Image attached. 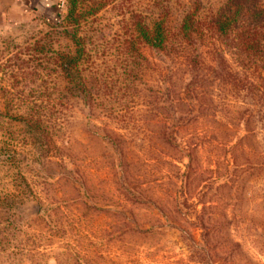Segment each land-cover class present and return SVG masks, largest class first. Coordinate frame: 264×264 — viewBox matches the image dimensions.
Here are the masks:
<instances>
[{
	"label": "rangeland",
	"instance_id": "374dc122",
	"mask_svg": "<svg viewBox=\"0 0 264 264\" xmlns=\"http://www.w3.org/2000/svg\"><path fill=\"white\" fill-rule=\"evenodd\" d=\"M160 1L79 0L84 74L114 85L103 111L67 93L52 60L74 50L54 24L66 25L68 0L2 3L0 264H264V188L244 170L260 126L191 118L171 126L180 146L167 143L155 100L165 106L169 91L179 119L208 113L185 93L190 76L147 47L140 66L123 61L135 18L158 17Z\"/></svg>",
	"mask_w": 264,
	"mask_h": 264
},
{
	"label": "trees",
	"instance_id": "16d2710c",
	"mask_svg": "<svg viewBox=\"0 0 264 264\" xmlns=\"http://www.w3.org/2000/svg\"><path fill=\"white\" fill-rule=\"evenodd\" d=\"M68 2L66 25H60L59 19L54 24L63 28L62 33L71 40L74 50L70 53L54 52L52 60L65 80V91L82 98L90 109L102 110L107 106L100 103L99 97L111 94L114 85L107 76L96 71L88 76L84 74V66L89 65L92 55L77 32L81 26V15L77 12L79 0ZM157 5L162 11L149 23L135 18V34L124 41L120 50L123 61L128 67L129 62L140 66V59L147 60L144 54L147 47L166 56L174 66L183 67L190 76L185 93L194 96L198 108L208 113L179 119L171 111L172 108L178 110V107L168 91L167 104L161 106L162 109L156 100L152 105L157 114L164 116L161 120L165 128L174 130L171 126L175 125L180 131L191 118L194 122L200 118L207 119L209 115L214 119L217 116L231 119L229 123L244 125L250 132H253V124L259 125L261 138L256 147L250 146V157L254 160L245 161L249 166L244 170L250 171L248 174L241 172L254 175L255 178L248 179H254L264 188V0H217V3L209 2L206 9L203 0H162ZM172 9L180 12L178 21L172 22ZM67 27H72L73 31ZM148 68L152 70L150 62ZM136 88L134 82L126 90L133 95ZM210 88L213 91L212 102L205 104L201 99ZM115 103L122 106L125 113L129 111L125 102L118 100ZM161 110L165 111L164 114ZM177 131L167 132V143L180 146ZM236 148L229 150L235 165Z\"/></svg>",
	"mask_w": 264,
	"mask_h": 264
},
{
	"label": "crops",
	"instance_id": "0c3cea01",
	"mask_svg": "<svg viewBox=\"0 0 264 264\" xmlns=\"http://www.w3.org/2000/svg\"><path fill=\"white\" fill-rule=\"evenodd\" d=\"M2 3H4V0H0V8L3 5Z\"/></svg>",
	"mask_w": 264,
	"mask_h": 264
}]
</instances>
